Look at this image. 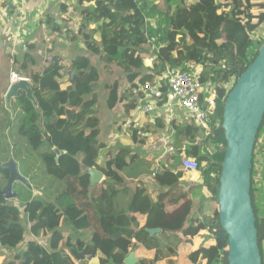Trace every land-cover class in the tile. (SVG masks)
<instances>
[{
  "label": "trees",
  "instance_id": "trees-1",
  "mask_svg": "<svg viewBox=\"0 0 264 264\" xmlns=\"http://www.w3.org/2000/svg\"><path fill=\"white\" fill-rule=\"evenodd\" d=\"M88 1H94L95 5L82 8L79 32L69 29L67 32L72 41L82 34L89 54L78 53L66 60L60 53L53 52L42 70L37 71L32 52L35 45L29 44L21 53L22 57H16L14 62L21 74L33 72L34 95L41 110L37 113L32 101L21 91L15 99L19 105L18 128L33 150H44L39 159L52 160L46 172L63 186L54 202L41 196L32 197L23 210L0 195V243L3 246L14 249L24 240L26 225L22 212L31 223L33 235L49 236L48 246L29 243L25 251L4 264H73L72 258L80 260L81 251H85V259L98 257L99 264H124L125 257L136 247L153 251L152 256L141 258L137 264H160L165 260L174 264L178 250L160 236L181 231L185 236L195 237L204 227L201 222L197 224V218L192 215L193 199L187 193L177 196L185 174L182 156L197 160L196 172L202 187L208 198L217 202L227 149L222 126L224 104L238 77L259 54L264 41V0ZM45 22L55 34L65 31L66 23L56 22L49 14ZM145 44L156 48L147 52L142 48ZM91 54L99 57L108 70L114 67L121 70L130 83L122 93H119L118 83L108 85L110 108L125 104L126 113H131L143 97L141 92L135 91L140 84L167 67L191 71L190 62L203 67L202 80L210 83L211 91L216 94L210 121L214 127L212 132L206 134L194 118L183 122L172 120L169 123L171 159L155 174L158 188L153 192L139 182L125 210L117 207L112 193L115 183L122 179L121 172L135 159L130 148L121 147L106 154L105 165L98 166L105 176V187L103 190L95 188L92 199L86 202L78 199V195L84 196L91 186L90 175L87 170L83 172L82 163L89 155L98 156L102 145L91 139L67 156V140L82 144L87 141V134L101 123L98 115L101 73ZM149 56L151 67L146 62ZM72 69L76 70L75 86L70 82ZM166 123L163 117H157L153 122L132 126L129 132L134 142H138L147 138L146 134L164 130ZM263 131L264 119L255 151ZM58 152L61 156L57 162ZM9 175L10 171L0 166V177L8 179ZM256 190L252 177L251 194L264 263V210L257 205ZM173 200L177 205L168 210L167 205ZM64 226L72 228L68 236ZM153 227L162 228V233L150 235L146 228ZM210 229L216 243L191 252V264H198L202 255L205 264H228V236L221 226L218 207L210 219ZM86 235H90L89 240Z\"/></svg>",
  "mask_w": 264,
  "mask_h": 264
},
{
  "label": "crops",
  "instance_id": "crops-1",
  "mask_svg": "<svg viewBox=\"0 0 264 264\" xmlns=\"http://www.w3.org/2000/svg\"><path fill=\"white\" fill-rule=\"evenodd\" d=\"M72 1L74 0H15L14 2L10 3L15 10L17 9V7H21V5H23L26 10V13L29 15L30 20H29L28 25L26 24L25 27L22 29V33L25 39H24V43H22L19 46L21 47L22 50L18 54L12 55L11 52L8 50V46L5 41V38L4 37L1 38V40L3 41V46L0 45V79H1L2 70L5 69L6 67L9 68L7 77L5 79H2V83L0 85V129L2 132L4 130V132L7 133V132H10L12 128H17L18 113L16 114V110L14 109L15 99L13 101V109H8L6 107L5 97L12 83L11 78H10L11 72L17 71L21 73L20 70L18 69V65L14 64L15 59L16 57H22L21 53H23L24 49H27L29 46L28 41L36 42V40L34 39L37 38V33L38 32L42 33L41 30H38L39 24H41V26L42 25L44 26L47 33L46 35L42 33L45 38L44 40H42V43L40 44L36 43L37 45L39 44V49H35L33 53L36 59V63H37L35 70L41 71L47 59L48 58L50 59L51 55H53V52L60 53L66 60L71 59V56H73L76 52L77 53L87 52L88 49L84 47L85 46L84 44L83 46H80L78 49H76L74 46V43H75L74 41L71 42L69 39L67 40L66 39L67 37L62 38L63 35L65 34H58V33L55 34L54 32H52L51 34V29L47 27L46 22H45L48 14L54 17L51 11L54 5H57V8H58L57 17H54L56 19V22L66 23V21H71L72 19L70 17L72 16L71 15L70 17H67V16H69ZM85 2L87 6L85 5L84 7H90V6L95 5L94 1L86 0ZM12 14L13 12H10V15ZM73 17L78 18V20L81 22L80 14L79 15L76 14V16H73ZM13 28L16 29L15 24L13 25ZM47 29L50 31V34L47 31ZM47 36H49L50 40H46ZM61 41H64V42H61ZM144 46H142V48L147 52L150 51L151 53L152 48L145 49ZM91 58H92L93 63L94 61H97L96 60L97 56L95 54H91ZM102 68L104 69L105 72H107V74L110 75L112 73L111 69L108 70L104 66H102ZM28 74L31 77H33V72H29ZM101 79H100L101 85L99 86V89H98L99 91L98 108L100 106L99 113H98L99 117H100V113L102 112V108H101L102 104L100 103L101 102L100 101L101 100V96H100L101 88H102L103 99L109 96V88H108L109 84L105 83ZM106 104H107L106 105L107 108L112 110V117L110 118V124L115 125L120 130L119 135H114L111 138V140H109L106 143L104 142V140H102L103 138L106 137V135H104L105 134L104 132H103L104 136H101V139L95 138L96 132L94 131H96L99 128L98 127L97 129H94L89 132L91 133V136H88L87 141L82 144L78 141L67 140V147L71 148L73 152H76L80 148L81 145H84L85 143L89 142V140L91 139H96V141L102 145V149L99 151L98 156L89 155L88 158L82 163V170H83V166L89 161V162H92L93 165L89 166L88 169L93 168L98 171H101V169L98 168V166L101 167L105 165L106 154L108 152H113V151L116 152V149H113L112 144H115L118 141H121L122 139H125V138H132V134L129 132L130 128H126L127 126L139 127L146 121H150V122L154 121V119L149 114L136 113L135 111L136 109L134 111H131V113H126L125 106H124L125 104L123 105L119 104L115 108H110L108 106V98L106 100ZM106 106H105V103H103L104 109H106ZM100 120H102L101 117H100ZM1 121H3V124ZM120 121H122L123 126L122 124H120ZM160 131H163V130H160ZM18 132L20 133V131ZM89 133L87 135H89ZM123 133L126 136L125 138H123ZM146 135H147V138L139 139L138 142H134V148H132L133 149L132 151L135 154L136 160L140 159L139 156L143 155V158L141 159L148 157L152 161H154L156 165L155 170L152 171L151 177L147 178L146 180H143L144 178L131 179L130 181H126V183L123 184L121 182L123 180V177H122L119 183H115L113 187L114 191L112 195L116 196L115 198L117 200V207L120 210L127 209L131 196L133 195L139 182H142L150 191H153V192L158 188V185L156 184L154 177H155V174L160 169H162V166L160 164L161 157L164 155L166 157H169V154L172 150V147L170 145L172 139L169 136V133H167L166 140H163L162 138L163 136L160 134V132L157 134H146ZM10 143L12 144V142ZM8 161H9V158H6V160L0 159V163H6ZM134 162L132 161L125 169H127ZM122 172H121V175H122ZM4 180L7 182V179H4ZM103 180L100 183L95 184L94 186L92 185L90 186V189L88 191L90 193L89 197L86 196L85 199L82 198L84 202L92 199L93 197L92 192L95 188L98 187V190L104 189L105 185L103 184ZM14 191L16 190L14 189ZM183 193H187V195H189V197L193 199L194 206L192 209V215L194 218L195 217L197 218L196 223L198 224V222H201L204 225V227L199 232V234L195 237L185 236L181 231L169 232L167 234H162L160 236L162 241H164L165 243H171L173 246L177 248L178 252H177V255L174 257V260H175L174 264H191L190 257H189L191 252L199 249L200 247H210L216 243L214 234L210 229V219L214 215V211L218 207V204L217 202L208 198V196L205 193V189L202 187V180L199 178V174L196 171L185 172L183 178H181V185L178 189L177 196L179 197ZM16 198H20L19 193ZM16 198H13V199H16ZM13 199H9V201L12 202ZM55 199L51 198L50 201L54 202ZM176 205H177V201L173 200L167 205V209L171 210ZM22 218L24 219L26 218L25 225H26V229L28 228V232H26L24 240L17 246L18 249H16L17 248L16 247L12 250H9L0 243V264H4L5 262L16 258L17 254H20L27 249L29 243L36 242L44 246L46 245L48 246L49 236L48 237H37L33 235L30 232L31 223L28 221L27 215L23 212H22ZM137 221L139 225L140 224L139 216H138ZM138 225L136 227H138ZM63 229H64V233L66 236H68L72 232V228L70 226H64ZM160 233H162V231ZM85 238L89 240L90 235H86ZM23 242H24V245L20 247ZM132 251H134L135 256L139 260L143 257H149L153 255V251L140 248V247H136ZM72 262L73 264H99V259L98 257H95L91 260L85 259V257L80 258V260H76L72 258ZM205 263H206V259L204 258V256L203 255L200 256L198 264H205ZM160 264H168V263L165 260L161 262Z\"/></svg>",
  "mask_w": 264,
  "mask_h": 264
},
{
  "label": "water",
  "instance_id": "water-1",
  "mask_svg": "<svg viewBox=\"0 0 264 264\" xmlns=\"http://www.w3.org/2000/svg\"><path fill=\"white\" fill-rule=\"evenodd\" d=\"M0 45L3 41L0 38ZM76 70L69 72L70 82L75 86ZM23 91L32 101L37 113H41L34 95L33 84L28 79L12 82L5 97L6 107L13 108V101ZM264 119V41L259 54L250 66L238 77L224 104L223 129L227 142L226 154L220 175V189L217 198L219 218L228 236V264H264L253 206L252 174L255 144ZM58 152L56 161H59ZM264 164V162H263ZM10 175L0 195L6 199L18 196L15 182L29 185L14 159L0 163ZM90 185L100 183L104 174L93 168L87 169ZM150 235L160 233L162 228H146ZM81 258L85 251H81ZM126 264H137L139 259L131 251L124 259Z\"/></svg>",
  "mask_w": 264,
  "mask_h": 264
},
{
  "label": "rangeland",
  "instance_id": "rangeland-1",
  "mask_svg": "<svg viewBox=\"0 0 264 264\" xmlns=\"http://www.w3.org/2000/svg\"><path fill=\"white\" fill-rule=\"evenodd\" d=\"M85 1L84 0H74L71 2L69 16H67V17H70V15H71L72 17H70V18L72 20L66 21L67 26H66V29L64 28L65 31L62 33L65 35H63L62 38L67 37L66 38L67 40L69 39L71 42H73L70 39L69 33L67 32V30L69 29L70 31L79 32L80 21L78 20V18H76V17L74 18L73 16H76V14H78V15L80 14L82 8L86 5ZM51 11H52V15L54 17H57V11H58L57 5H54L52 7ZM75 11H77V12H75ZM38 30H41L42 33H44V35H46V33H47L44 26L43 25L41 26V24H39ZM47 31L50 34V31L48 29H47ZM52 32L53 31L51 30V34H52ZM42 33L41 32L37 33V38L34 39V40H36V42L28 41L29 44L33 43L35 45V49H39V44L42 43V40L45 39ZM46 40H50L49 36H47ZM61 42H64V41H61ZM74 42H75L74 46L76 49H78L80 46H83V44L85 45L82 34H79L77 39ZM36 43H39V44L37 45ZM84 47H86V46H84ZM144 47H145V49H151L152 48L151 44L150 45L145 44ZM32 52L34 53V51H32ZM78 53L76 52L73 56H71V58L74 57ZM82 53L83 54H89L88 52H82ZM96 60L97 61H94V64L101 71V74H102L101 80L102 81H104L105 83H107L109 85H113L115 83H118L119 84L118 85L119 86V93H122L124 90L129 88L130 83L127 81L125 75L121 72V70L114 67L113 70H111L112 73L109 75L102 68V66H104V64L100 61L99 57H97ZM190 63H192L190 65V67H194V70L195 69L198 70V68L203 69V67L200 64H194L193 62H190ZM8 72H9L8 67H6L5 69L2 70L0 85L2 83V79H5L7 77ZM231 81H233V79ZM100 85H101V81H100ZM98 93H99V91H98ZM136 93H138V92L136 91ZM100 96H101V100H100L101 102L100 103L102 104L101 105L102 112L100 113V117L102 120H101V124H100L99 128L94 132H96L95 138H97V139L98 138L101 139V136L106 135V137L103 138L102 140H104V142L107 143L109 140H111V138L114 135H119L120 130L115 125L110 124V118L112 117V110L108 109L106 106L107 105L106 100L108 97H105L103 99L102 88L100 90ZM103 103H105L106 109L103 108ZM99 108H100V106H99ZM14 109L16 110V114L19 113V105H18L17 100H15V102H14ZM182 117H183L184 121L190 118V116L186 115L185 113L182 115ZM1 122L3 124V121H1ZM5 122H6V120H5ZM166 122H167L166 128L163 131H159L160 134L163 136L162 137L163 140L167 139V133H169V130H170L169 129V123L171 122V120H166ZM120 124H122V126H123L122 121H120ZM8 125H9V123H8ZM126 128H131V127L127 126ZM18 131H20L18 129V124H17V128H12V130H10V132H7V133H5L4 130L2 132L0 129V159H2V160H6V158H9V160L14 159L18 163L20 173L28 179L29 185L22 183V182H19V181L15 182V184H14V189L16 190L17 193H19V195L21 197L13 199L12 203L20 206L21 209L23 210L25 203L28 200H30L32 197L41 196L47 201H50L51 198L55 199V197L61 191L63 184L60 181L53 178L52 176H50L46 172L48 164L51 163L52 160L48 159L46 161L44 159H39L40 153L43 154L44 150L41 149V150H39L40 152H36L35 150H33V148L29 145L27 138L22 136L21 133H19ZM103 132L105 133L104 135H103ZM88 136H91V133H89V135H87V138H88ZM125 137L126 136L123 133V138H125ZM168 140H169V138H168ZM10 142H12V144ZM112 146H113V149H116V151L121 147H128L131 150H133L132 148H134V140L132 138H125V139H122L121 141H118L115 144H112ZM66 149L68 151L67 156H70V155L75 153L69 147ZM139 158L140 159H138V160L134 159L133 162L134 161L135 162L133 164H131L127 169H125L122 172L123 180L121 182L123 184H125L126 181H130L131 179L144 178L143 180H146L147 178L151 177V173L153 170H155V167H156L155 162L152 161L148 157L141 159V158H143V155L139 156ZM92 165H93V163L88 161L83 166V171L87 170L88 167L92 166ZM260 179H262V178H260ZM263 183L260 185L261 189H257V192H256V196L259 200V201H257L258 206L262 204L260 199H263V197H264V195H261L262 191H264V184ZM5 185H6V181L4 180L3 177H0V190L3 189ZM256 188H257V186H256ZM89 195H90L89 192L84 194V196L78 195V199L80 202H84L82 200V198L85 199V197L86 196L89 197ZM263 205H264V200H263ZM260 210H264V206H261ZM262 215H263V213H262ZM23 221H24V223H26V218L25 219L23 218ZM26 232H28V228L26 229ZM23 245H24V242L21 244L20 247H22ZM263 245H264V240H263ZM4 247H6L9 250L13 249V248H9L7 246H4ZM16 249H18V247Z\"/></svg>",
  "mask_w": 264,
  "mask_h": 264
},
{
  "label": "built area",
  "instance_id": "built-area-1",
  "mask_svg": "<svg viewBox=\"0 0 264 264\" xmlns=\"http://www.w3.org/2000/svg\"><path fill=\"white\" fill-rule=\"evenodd\" d=\"M15 0H0V38L4 37L8 50L12 55L18 54L22 49L19 47L24 43L22 29L29 23V15L23 5L15 10L10 3ZM15 11V12H14ZM10 12H13L10 15ZM16 25V29L13 25ZM155 49V45H151ZM147 64L152 66V58L146 59ZM183 70L180 67H167L159 74H155L147 82L140 84L136 89L143 97L136 113L149 114L153 119L163 117L165 120L184 121L182 115L185 113L194 118L196 123L202 127L206 134L212 132L211 117L216 106V94L211 91V84L202 80V69ZM11 81L28 79L34 84V79L29 74L23 75L17 71L11 72ZM220 125L219 122L216 123ZM258 137V136H257ZM65 154L67 151L65 150ZM170 155L161 157V166L170 162ZM182 166L185 172H193L198 169L197 160L191 156H182ZM264 131L258 138V148L254 151L253 174L256 189H261L264 182ZM262 179H260V178ZM264 184V183H263ZM257 192V190H256ZM264 195V191L262 194ZM262 197V196H261ZM263 199L259 207L263 205ZM256 201H259L256 198Z\"/></svg>",
  "mask_w": 264,
  "mask_h": 264
},
{
  "label": "bare ground",
  "instance_id": "bare-ground-1",
  "mask_svg": "<svg viewBox=\"0 0 264 264\" xmlns=\"http://www.w3.org/2000/svg\"><path fill=\"white\" fill-rule=\"evenodd\" d=\"M217 100V99H216Z\"/></svg>",
  "mask_w": 264,
  "mask_h": 264
}]
</instances>
